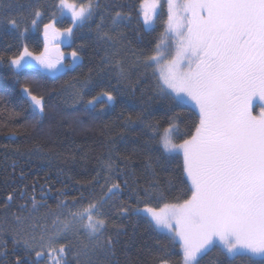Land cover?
<instances>
[{
    "label": "snow or ice",
    "instance_id": "1",
    "mask_svg": "<svg viewBox=\"0 0 264 264\" xmlns=\"http://www.w3.org/2000/svg\"><path fill=\"white\" fill-rule=\"evenodd\" d=\"M25 7L26 15H13L11 3H0L7 70L0 122L23 116L25 129L47 122L51 147L37 142L15 155L51 166L67 143L63 162H75L82 147L71 149V134L84 121L67 106L81 105L93 121L122 101L127 110L104 123L85 178L68 176L77 195L64 184L52 205L47 177L28 185L16 160L12 172L4 169L0 264H134L133 218L154 234L146 264H264V0H27ZM30 31L40 33L42 49H30ZM59 129L58 147L51 137ZM176 160L179 175L162 183L160 173Z\"/></svg>",
    "mask_w": 264,
    "mask_h": 264
},
{
    "label": "trees",
    "instance_id": "2",
    "mask_svg": "<svg viewBox=\"0 0 264 264\" xmlns=\"http://www.w3.org/2000/svg\"><path fill=\"white\" fill-rule=\"evenodd\" d=\"M54 0H41V3L51 4ZM130 2V0H129ZM0 3L3 4H12L11 12L13 15H26L27 9L26 4L27 0H0ZM48 17H45L44 22H47ZM60 27H68V23L65 22L60 25ZM27 35V43L33 51H37L43 48V38L37 31H30ZM156 35V33H153ZM61 47L65 50L67 49V44H62ZM0 51H4L3 41H0ZM84 72H87L88 58L86 57ZM7 70L3 67H0V77L6 74ZM75 74V73H73ZM67 78V77H66ZM3 83V80L0 79V84ZM51 86V85H49ZM76 110H73V109ZM121 108L127 110L126 102H121L117 105L116 109L109 115L99 117L94 121L90 116L85 113L82 114L83 109L81 105L72 106L69 104L67 106V112L72 116H80L84 121L83 127H77L76 131L71 134V139L74 141L71 144L72 150H78V146L82 147L80 155L77 157L75 162L64 163L65 157L69 155L68 145L64 142V137L62 135L64 129H59L60 135L53 134L51 137L52 141H55L59 150L63 155L53 161V164L49 166L47 161H42L39 157L33 156L31 158L17 157L15 155V150L19 149L21 152L26 151L28 148L32 147L33 144L39 142L42 143L47 150L48 147H51V143L47 136L48 132V123L45 122L40 129H33L31 127L25 129L21 126L25 124L24 117H18L11 120H6L5 122H0V196L6 195L3 191L4 187V178L7 173L4 171L7 168V172H12V162L13 160L17 161L16 164V173L19 174L20 170L23 169L26 179L24 183L31 185L33 181L39 180L41 184L44 183L45 177L48 178V182L53 185V191L49 192L47 195L49 197L48 203L54 205L56 192L55 189L62 188L64 184H68L66 191L68 192L69 197L77 195L76 189L79 187L75 185L73 181L68 179V176H72L75 179H83L86 175V170H91L95 164V156L101 151V145L104 142L105 137L101 134L103 125L109 120L115 119V116ZM157 118L162 116V112L156 113ZM31 118H29L30 120ZM17 130L19 135L13 137L10 133L13 130ZM123 148V145H119ZM129 149L132 147L131 144L128 145ZM87 153V158H84V154ZM144 160L143 156L137 158L133 162V168L138 172L142 173L144 171ZM181 161L176 160L170 166L168 171L160 173V180L163 183L170 177L178 176L179 169L177 167ZM63 168L65 174H60L59 169ZM15 186V185H13ZM10 190V189H9ZM175 195V193H174ZM37 199H39V185H37ZM136 221V227H133L132 224H128L127 230L129 234H135L134 238L127 245V255L131 257L134 261V264H146L150 256V246L153 243L154 234L146 230L145 223L139 218H133ZM124 239H127L126 237ZM10 246V242H9ZM121 260L123 261V255L118 252Z\"/></svg>",
    "mask_w": 264,
    "mask_h": 264
},
{
    "label": "rangeland",
    "instance_id": "3",
    "mask_svg": "<svg viewBox=\"0 0 264 264\" xmlns=\"http://www.w3.org/2000/svg\"><path fill=\"white\" fill-rule=\"evenodd\" d=\"M255 112L258 113L259 112V108L255 109Z\"/></svg>",
    "mask_w": 264,
    "mask_h": 264
}]
</instances>
